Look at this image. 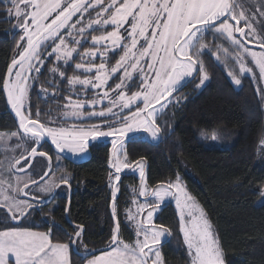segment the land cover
Returning <instances> with one entry per match:
<instances>
[{
    "label": "snow or ice",
    "instance_id": "1",
    "mask_svg": "<svg viewBox=\"0 0 264 264\" xmlns=\"http://www.w3.org/2000/svg\"><path fill=\"white\" fill-rule=\"evenodd\" d=\"M3 2L11 6L9 15L11 17L14 12L15 27L21 33L16 55L2 81L7 103L19 125V131L9 136L17 137L16 148L24 149L21 158H13L14 164L10 162L8 168L11 172L19 165L17 172L24 175H15L13 182L0 172V208L5 209V216L10 214L13 221L27 219L36 210L39 201L34 196L27 198L31 195L30 184L45 194L58 186L55 179L40 183L51 171L52 157L43 150L49 139L55 145L59 159V153L65 150L83 154L90 140L114 137L111 167L116 173L131 167L124 151L125 138L130 133L143 131L151 140H159L158 117L170 104L179 103L173 93L197 78L196 87L209 79L202 58L205 50L218 64L238 66V74L232 70L228 72L235 85H241V76H255L250 64L264 80V19L258 18H264V0H252L255 11L246 8L243 0H109L106 5L104 0ZM90 9L95 13L94 17ZM85 14H88L87 22ZM89 36L90 46L85 48ZM207 37L212 38L214 48L206 42ZM249 44L259 50L250 48ZM116 56L119 59L112 65ZM49 58H54V62L48 71L54 77L66 80L70 92L77 96L75 101L71 95L66 97L68 103L60 119L87 121L96 117L100 118V123L74 124L69 129L59 126L56 119L41 122L38 107L33 115L29 98L31 83L38 78ZM69 68L80 74L68 76ZM109 80H113L114 86ZM133 88L138 90L132 91ZM90 92L91 99L80 98ZM41 93L46 96L48 90L41 88ZM104 101L107 105L95 110V106ZM86 108L93 110L86 113ZM125 110L127 114H124ZM49 123L57 126H49ZM6 139L0 135V141ZM36 157L49 161L48 170L39 180L26 171L33 167ZM136 167L142 181L139 195L146 199L144 203H137L135 212L130 209L127 213L128 220L136 225L135 240L129 243L119 237L117 221L109 245L100 255H92L85 249V256L91 255L86 264H165L159 246L162 238L171 236V231L155 224L153 216L169 196L175 198L179 209V231L190 264H225V253L210 218L185 189L181 177L177 174L174 180L149 192L143 184V163L136 162ZM115 180L119 181L120 176L116 175ZM60 183L68 185L69 177L61 176ZM116 191L113 190L114 200ZM112 212L115 218V203ZM141 216L143 218L138 219ZM50 232L22 227L0 230V264H71L70 244L80 241L83 227L74 229L70 243L53 242Z\"/></svg>",
    "mask_w": 264,
    "mask_h": 264
},
{
    "label": "trees",
    "instance_id": "2",
    "mask_svg": "<svg viewBox=\"0 0 264 264\" xmlns=\"http://www.w3.org/2000/svg\"><path fill=\"white\" fill-rule=\"evenodd\" d=\"M8 7L0 0V133L15 132L18 128L2 87L20 38L11 31ZM202 58L209 75L208 85L198 90L197 78L175 95L179 103L169 105L157 119L161 142L153 144L142 134L125 140V152L131 167L120 173L116 201L112 199L109 184L111 145L93 144L88 148L87 160H63L72 191L70 198L58 194L52 197L35 194L39 201L36 210L27 219L17 221L11 220L10 214L6 217V210L0 208V230L7 227L51 230L53 242L70 243L74 229L82 226V244L92 255H98L109 245L118 221L119 237L132 243L134 236L124 217L142 185L136 167V162L141 161L145 164V176L151 189L174 180L177 174L181 177L190 194L217 227L226 264H264V160H258L259 144L264 137V114L256 85L251 79L244 78L242 87L236 89L226 70L216 63L211 53L205 52ZM118 59L116 56L111 64ZM53 62L54 58H51L45 64L30 92L32 113L35 115L38 107L41 122H50L59 116L67 104L66 97L70 96L67 81L48 71ZM73 74L80 73L67 69L68 76ZM41 88L59 92L45 96L41 94ZM100 122L75 123L91 125ZM214 134L221 139L227 134L233 145L221 148L201 139L204 135ZM43 150L53 159L57 156L50 143H45ZM20 152L18 150L14 156L1 153L0 159L9 155L13 162ZM113 203L116 204L115 218ZM155 224L171 231L166 243L159 246L165 264H189L179 231V218L172 203L161 207ZM90 258L91 255L82 256L70 244L71 264H86Z\"/></svg>",
    "mask_w": 264,
    "mask_h": 264
},
{
    "label": "rangeland",
    "instance_id": "3",
    "mask_svg": "<svg viewBox=\"0 0 264 264\" xmlns=\"http://www.w3.org/2000/svg\"><path fill=\"white\" fill-rule=\"evenodd\" d=\"M3 1V0H1ZM109 2V0H104V4L106 5L107 3ZM244 2V6L246 8H250L251 11H255L256 10V5L254 3H252V0H243ZM6 4V3H5ZM9 7L8 9L11 7L9 4H7ZM7 9V13H8V19L10 22H12V27H11V31L12 33H16V34H19L20 36V32L19 30L15 27L16 24H17V19L14 17V12H13V15L10 17L9 15V11ZM97 11L99 10V8L96 9ZM90 12H92V15L93 17L95 16V13L92 11V9L89 10ZM259 19H264V18H260L258 16ZM51 19V18H50ZM74 20L77 19V17H74L73 18ZM84 20L85 22H87L88 20V14H85V17H84ZM212 38L211 37H207L206 38V42L209 43V45L212 47L213 43L210 41ZM21 43H23L21 41ZM89 45H90V37H89ZM86 46V45H85ZM250 48H253L254 50H259L258 47H256L255 45L253 44H249L248 45ZM50 50V49H49ZM82 49H80L81 51ZM205 52H208L207 50H205ZM51 58H49L48 60L45 61V64L50 60ZM215 59V57H214ZM97 63H99L100 61L97 60L96 61ZM45 64L44 66L41 68V71H43L44 67H45ZM227 72V75H228V72L230 70L232 71H236L237 74H238V66L237 65H234L232 63H230L227 67H225L224 65L220 64ZM250 66L253 67V71L255 73V76H253L252 74H247V75H244V76H241V80H243L244 78H249L251 79L254 84L256 85V91H257V95H258V98L261 102V105H262V110H263V114H264V80H261L259 78V73H258V70L255 69L254 65H251ZM30 75L32 76H36L35 73H31ZM229 77V75H228ZM38 79V78H37ZM36 79V80H37ZM230 81L232 82L231 78L229 77ZM35 80V82H36ZM31 83V87H30V91H29V98H30V92L32 91V88L35 86L36 83ZM208 82H209V79L207 81H205V83L200 86V87H197L198 90H203L207 85H208ZM197 83H199V78L197 80ZM109 84L110 85H113L114 86V83H113V80H109ZM185 85V84H184ZM232 85L236 88V89H240L242 87V83L240 86H237L235 85L233 82H232ZM181 89V88H180ZM76 90L79 91V86H76ZM138 89H135L134 91H136ZM96 91H101V90H96ZM56 92H59L58 90L57 91H48V94L49 95H55ZM55 93V94H54ZM176 93V92H174ZM173 93V94H174ZM6 94V92H5ZM42 94V93H41ZM129 95L131 94L130 92L128 93ZM70 95L72 96V100L75 101L77 99V96L75 94V92H70ZM114 95V94H113ZM6 98H7V94H6ZM81 99H91L92 98V93L90 92L88 94V96H83L81 95L80 96ZM176 98V97H175ZM169 99H172V97H170ZM178 100V98H176ZM68 103V101H67ZM107 105V101H104L103 104H99V105H96L95 106V110H99L100 108L104 107ZM171 105V104H170ZM9 106V109L11 111V113L13 114V116L15 117V114L14 112L12 111L11 109V106L8 104ZM158 107V106H157ZM93 109L92 108H86L84 111L87 113L88 111H92ZM166 110V109H165ZM127 113V110H125V113ZM62 113L55 117V119L58 121V124L59 126H63V127H67L69 129H71L73 127V125L75 124L76 126H89V124H77L75 122H88V121H94V120H100V118H96V117H93L91 120H87V121H73V120H67L69 122H72V123H69V124H65L63 122H65L64 120L60 119ZM16 121H17V124H18V118L15 117ZM49 126H57V125H54V124H51L49 123ZM117 127L119 126V124L116 125ZM104 130H107V128H105ZM19 131V125H18V128L15 132ZM12 133V132H4V133H0V135H4L7 139L4 140V141H0V154L1 153H9L10 155H16V153L18 152V150H21V154L18 158H21V155L24 151L23 148H16V145L18 143V138L17 137H10L9 134ZM136 134H142L143 135V138L145 140H149L153 143H157L160 141L161 138H159V140L157 141H153L151 140V138L148 136V134L144 133L143 131H139V132H135V133H130L128 137H132V135H136ZM228 135L226 134L225 138L221 139L219 138L218 135L214 134V135H204L201 137V139L203 141H205L207 144H210V145H214V146H220L221 148H230L232 145H233V140L228 138L227 137ZM126 137L125 140L128 138ZM114 139V137H103V138H99L97 140H90L89 141V146L90 145H93V144H110L112 143V140ZM47 143H50L51 144V141L50 139L48 140ZM52 145V144H51ZM52 147L55 149V145H52ZM89 148V147H88ZM13 149H15V151H13ZM18 149V150H17ZM56 153H57V150L55 149ZM124 151H125V145H124ZM8 157H4L2 159H0V172L3 173V175L5 177H9V178H12L13 179V182H14V176L15 175H24L25 173H22V172H17V168L19 167V165L13 167L11 169V172L8 171V168H9V164L10 162L14 164V161L12 162L10 159H9V155H7ZM65 158H69L71 159L72 161H75V162H82V161H85L89 158V151L87 149V151L83 154H72V153H69L67 150H65V152L63 153H59V159L57 158V156L55 157V159L52 158L51 160V171L49 173V175L47 177L44 178V180H41L40 183H44L46 180H50V179H55L56 183H57V187H53V189L51 190V192L45 194V193H41L38 191L37 187L35 185H32L30 184L29 185V188L31 189V195L30 197H27V198H31V196H35V194H43V195H50L51 197L52 196H55L57 194H61V195H65V196H69L71 195V190L69 188L68 185H65V184H62L60 183V177L61 176H68L66 173L63 172L64 170V159ZM258 160L259 161H263L264 160V137L262 138L260 144H259V148H258ZM10 161V162H8ZM24 161L23 159H21V164H23ZM57 165H59V167H57ZM144 165V178H143V184L147 186V189L149 192H151L153 189H151L148 184H147V180H146V176H145V164L143 163ZM48 166H49V161L47 160V158H42V157H36L34 160H33V167L32 168H29L27 169L26 171L31 173L32 176H33V179H37L39 180V177L41 175H43L44 171L48 170ZM112 168V167H111ZM128 168H124L122 169V172H125ZM120 173H116L115 172V169L112 168V172H111V176H110V179H109V184H110V188H111V194H112V199L114 200L113 198V190L116 189V197H115V200L117 199L118 195H119V181H116L115 180V176L116 175H119L121 176ZM137 175L138 177L141 179L140 177V174H139V169L137 170ZM183 182V181H182ZM183 186L185 187V189L189 192L186 184L183 182ZM62 187V188H61ZM65 187V188H63ZM158 188V187H157ZM141 189V188H140ZM156 189V188H155ZM26 192H28L29 190L28 189H25ZM190 193V192H189ZM21 198H26V197H21ZM37 199V198H36ZM145 197H142L140 196L139 194L134 196V198L131 200V205H130V208L129 210L131 209L133 212H135V209H136V205L137 203H144L145 202ZM148 199H152L151 197H149ZM197 201V200H196ZM198 202V201H197ZM172 203L176 209V212H177V215H178V218H179V209L177 208L176 206V200L174 197L172 196H169V197H166L164 199V201L160 204V207L155 211L154 213V216H153V222L155 223V220L159 214V211L161 209V207L165 206V205H168ZM199 204V203H198ZM200 205V204H199ZM201 206V205H200ZM128 210V211H129ZM128 211L125 213V217H124V221L125 223L130 227L132 233H133V236H134V240H135V222L133 221H130L128 220L127 218V213ZM143 215L146 216V213H144ZM143 217H138V219H142ZM214 226V229L216 230L217 234H218V229L215 225ZM182 235V233H181ZM219 236V235H218ZM183 237V236H182ZM168 236H165L164 238H162V243H165L166 240H167ZM73 247L75 249V251H77L78 253H80L82 256H85V249H87L83 244H82V241L80 239V241H78L76 244H73ZM184 247L187 251V248H186V245L184 243ZM160 248V247H159ZM88 252H90L88 249H87ZM161 251V249H160ZM188 253V252H187ZM162 254V253H161ZM100 255V254H98ZM163 258V256H162ZM188 259H189V264H190V257L188 256ZM225 264H226V260H225Z\"/></svg>",
    "mask_w": 264,
    "mask_h": 264
},
{
    "label": "water",
    "instance_id": "4",
    "mask_svg": "<svg viewBox=\"0 0 264 264\" xmlns=\"http://www.w3.org/2000/svg\"><path fill=\"white\" fill-rule=\"evenodd\" d=\"M189 83H190V82H189ZM189 83H186L181 89H179V91H177L176 93H174V94H173V97H175V95H177V93H179V92H180L184 87H186ZM137 135H139V134L132 135V137H128V138H133V137H135V136H137ZM128 138H127V139H128ZM160 138H161L160 141L157 142V143H153V142H151V141H150V142L153 143V144H158V143H160L161 140H162V136H161V134H160ZM167 240H168V238H167ZM167 240H166V241H167ZM165 243H166V242H165ZM161 245H162V244H161Z\"/></svg>",
    "mask_w": 264,
    "mask_h": 264
},
{
    "label": "flooded vegetation",
    "instance_id": "5",
    "mask_svg": "<svg viewBox=\"0 0 264 264\" xmlns=\"http://www.w3.org/2000/svg\"><path fill=\"white\" fill-rule=\"evenodd\" d=\"M90 37V36H89ZM90 45L88 44V45H86L85 46V48H87V47H89ZM84 49H82L81 51H83ZM64 166H65V164H64ZM64 170H65V168H64ZM63 170V172L65 173V171ZM63 184V183H62ZM62 188V187H61ZM63 188H65V187H63ZM70 188V187H69ZM71 190V189H70ZM71 194H72V191H71ZM58 195H61V194H58ZM48 196H50V195H48ZM62 196V195H61ZM71 196V195H70ZM70 198V197H69Z\"/></svg>",
    "mask_w": 264,
    "mask_h": 264
}]
</instances>
